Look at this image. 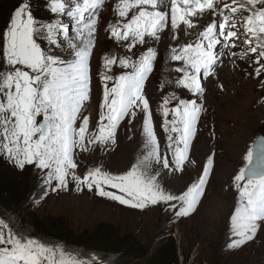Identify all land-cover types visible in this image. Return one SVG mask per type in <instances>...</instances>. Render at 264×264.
Instances as JSON below:
<instances>
[{
    "label": "snow or ice",
    "instance_id": "snow-or-ice-1",
    "mask_svg": "<svg viewBox=\"0 0 264 264\" xmlns=\"http://www.w3.org/2000/svg\"><path fill=\"white\" fill-rule=\"evenodd\" d=\"M105 3L50 0L48 10L55 22L47 24H38L28 0L16 7L6 31L0 33L4 61L0 69V155L19 170L27 166L44 170V183L52 191L70 190L71 185L78 192L86 189L132 209L164 205L176 217H188L205 194L214 156L206 159L202 174L180 192L165 190L161 173H183L186 164H195L190 150L204 111L202 73L214 76L227 55L233 63L251 60L252 74L264 78V0H232L222 6L217 0H171L170 9L165 8V0H118L114 10L119 19L107 31L116 42H127L128 52L137 45L149 46L136 59L103 57V101L96 130L90 131L89 118L83 112L91 99V61ZM205 16L206 25L194 23L193 18L198 21ZM165 30L178 42L166 49L167 58L181 62L173 69L181 75L169 83L189 95L172 91L159 106L167 134L162 153L144 88L158 57V49L150 42H160ZM190 30H195V39L189 42L184 37L191 35ZM238 41L247 47L231 51ZM54 48L67 55L54 54ZM117 65L128 71L110 74ZM138 113L142 114L146 153L124 174H112L100 166L78 173L77 155L93 153L96 147L110 150L117 143L121 123L127 119L134 127ZM244 160L246 166L233 182L239 196L230 217L233 249L264 230V138L247 151ZM0 264L102 262L95 258L84 261L63 248L48 246L15 231L0 218Z\"/></svg>",
    "mask_w": 264,
    "mask_h": 264
},
{
    "label": "rangeland",
    "instance_id": "rangeland-1",
    "mask_svg": "<svg viewBox=\"0 0 264 264\" xmlns=\"http://www.w3.org/2000/svg\"><path fill=\"white\" fill-rule=\"evenodd\" d=\"M21 2L22 0H0V33L6 31L11 15ZM28 2L38 24L55 22L48 10L50 0ZM117 2L118 0H106L97 31V43L93 50L91 99L86 102L83 112V115L89 118L90 131L96 130L95 125L99 122L103 101L104 83L101 78L103 57L113 55L118 61L125 56L136 59L140 52L146 51L149 46L137 45L128 52L125 47L127 42H116L107 31L108 25L119 19L114 10ZM231 2L232 0H217L221 6ZM129 15L131 16V13ZM193 20L194 23L203 26L207 24L208 17ZM190 31L191 35L184 37L189 42L195 39V30ZM61 40L62 37H59L57 42ZM177 43L167 30L161 34L160 42H150V46L158 49V57L154 70L146 81L144 92L150 102L162 153L167 143V134L163 131V117L159 106L165 96L172 91L185 97L189 95L185 90L176 88L174 83H169L181 75L173 70L181 62L170 61L166 52V49L176 46ZM237 43L238 47L231 51L239 52L247 47L240 45L239 41ZM217 50H220V46ZM53 51L54 54L67 55V52H61L59 48H54ZM223 61V65L217 69L214 76L201 74L205 93L200 102L203 103L204 111L190 150V159L194 160L195 164L192 167L186 164L183 173L162 172L160 176L165 190L173 192L186 190V186L202 174L201 166L206 164V159L214 156L215 163L209 183L194 213L179 218L164 205L149 206L144 210L132 209L86 189L78 192L71 185L70 190L52 191L44 183V170L27 166L20 170L23 176L19 177L26 192L23 195L33 196L31 190L36 181L43 190L41 198L35 204L34 212L40 218H61L67 228L75 234L94 232L101 224H112L121 236L136 238L146 248L152 247L156 233L160 229L170 228L174 223L173 237L177 244L179 264H264V230L259 231L251 242L233 249L231 242L234 237L230 229V217L238 207L239 200L233 186L234 176L238 174L240 168L246 166L244 157L247 151L264 132V78H257L252 74L254 67L251 60L247 63L235 60L233 63V60L225 55ZM3 67L4 61L0 57V68ZM124 71L128 70L117 65L110 74L119 75ZM133 125L134 127L129 125L127 119L121 123L117 132V143L110 150L102 151L96 147L93 153L78 154L76 157L79 163L78 173H86V169L93 166L103 167L112 174H124L129 170L137 158L146 153L141 138L142 114L138 113L137 121H133ZM5 159L0 155L2 161L0 168L6 171L1 175L12 176L7 168H10V162L6 159L4 164Z\"/></svg>",
    "mask_w": 264,
    "mask_h": 264
},
{
    "label": "trees",
    "instance_id": "trees-1",
    "mask_svg": "<svg viewBox=\"0 0 264 264\" xmlns=\"http://www.w3.org/2000/svg\"><path fill=\"white\" fill-rule=\"evenodd\" d=\"M261 135L264 136V132ZM1 158L5 157L1 155ZM9 162L10 168L6 167L12 176L1 175L6 171L0 168V218L8 219L6 222L15 231L48 246L63 248L84 261L95 258L102 264H179L174 223L156 233L151 248H146L136 238L121 236L112 224H101L94 232L75 234L61 218H40L34 212L43 190L36 181L31 190L33 196L23 195L26 192L19 178L23 175Z\"/></svg>",
    "mask_w": 264,
    "mask_h": 264
},
{
    "label": "bare ground",
    "instance_id": "bare-ground-1",
    "mask_svg": "<svg viewBox=\"0 0 264 264\" xmlns=\"http://www.w3.org/2000/svg\"><path fill=\"white\" fill-rule=\"evenodd\" d=\"M171 0H167V4L165 5L166 9H170Z\"/></svg>",
    "mask_w": 264,
    "mask_h": 264
},
{
    "label": "water",
    "instance_id": "water-1",
    "mask_svg": "<svg viewBox=\"0 0 264 264\" xmlns=\"http://www.w3.org/2000/svg\"><path fill=\"white\" fill-rule=\"evenodd\" d=\"M261 138H264V136H263V135H260L259 137H257V139L255 140L254 144L258 143V142L260 141ZM254 144H253V145H254Z\"/></svg>",
    "mask_w": 264,
    "mask_h": 264
},
{
    "label": "clouds",
    "instance_id": "clouds-1",
    "mask_svg": "<svg viewBox=\"0 0 264 264\" xmlns=\"http://www.w3.org/2000/svg\"><path fill=\"white\" fill-rule=\"evenodd\" d=\"M260 136V135H259Z\"/></svg>",
    "mask_w": 264,
    "mask_h": 264
}]
</instances>
